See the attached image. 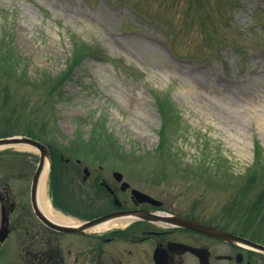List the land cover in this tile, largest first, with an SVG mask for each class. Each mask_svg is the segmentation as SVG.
I'll return each instance as SVG.
<instances>
[{
  "label": "rangeland",
  "instance_id": "374dc122",
  "mask_svg": "<svg viewBox=\"0 0 264 264\" xmlns=\"http://www.w3.org/2000/svg\"><path fill=\"white\" fill-rule=\"evenodd\" d=\"M78 39L93 51L59 85ZM0 47V135L76 152L63 186L118 170L174 210L264 228V0H0ZM39 160L0 149V179L29 190Z\"/></svg>",
  "mask_w": 264,
  "mask_h": 264
},
{
  "label": "flooded vegetation",
  "instance_id": "af4514ba",
  "mask_svg": "<svg viewBox=\"0 0 264 264\" xmlns=\"http://www.w3.org/2000/svg\"><path fill=\"white\" fill-rule=\"evenodd\" d=\"M55 153L51 149L53 162ZM59 157L65 165H80L79 161L73 162L62 154ZM91 177L89 171L83 179L84 190L74 197L72 191H77V187L53 184L51 180L46 192L47 206L74 223L111 213H116L120 216L118 220L125 223L102 225L83 232L53 229L36 215L30 187L17 189L8 180L0 179V253L7 244L12 246L14 264H264V252L182 226L158 223L148 217L181 215L264 244L259 235L202 220L191 212L174 210L165 200L157 206L135 194L133 190L139 189L152 195L132 182L123 188L125 179L97 178L90 182ZM133 212L137 216H127Z\"/></svg>",
  "mask_w": 264,
  "mask_h": 264
},
{
  "label": "water",
  "instance_id": "95a60500",
  "mask_svg": "<svg viewBox=\"0 0 264 264\" xmlns=\"http://www.w3.org/2000/svg\"><path fill=\"white\" fill-rule=\"evenodd\" d=\"M14 145H28L31 146L35 149H37L40 154V162L36 171V174L33 179V186H32V198H33V204L34 208L36 211V214L42 219L47 225L50 227L57 229V230H62V231H76V232H83L88 230L89 228L99 225L101 223H104L114 217L113 214H109L106 216H102L100 218L94 219L92 221L86 222L82 225L79 226H67L63 224H59L55 222L54 220L50 219L42 210L38 203V190L40 186V181L43 176V173L46 171V169L49 168L50 166V153L48 150V147L43 144L42 142L25 137V136H14V137H7V138H0V147L2 146H14ZM117 176H120L119 173L116 174ZM154 219H162V221L170 224H176L179 226H184L188 228L195 229L197 231H200L202 233H206L208 235L217 237V238H222L230 241H234L237 237L233 236L219 228L207 225L202 222H198L192 219H188L185 217H180V216H162ZM4 239V237H2ZM253 246L256 249L264 251V246L259 245V244H253Z\"/></svg>",
  "mask_w": 264,
  "mask_h": 264
},
{
  "label": "trees",
  "instance_id": "16d2710c",
  "mask_svg": "<svg viewBox=\"0 0 264 264\" xmlns=\"http://www.w3.org/2000/svg\"><path fill=\"white\" fill-rule=\"evenodd\" d=\"M76 41H80V42L74 43V50H73L70 62L68 63L67 71L62 72L57 79L54 78L58 81L59 85L62 84V82L67 79V77L71 73V71H73L76 68V66H78L80 64L81 58L83 57L82 55H85L84 49L85 50L88 49L90 51H93V49L90 48V45L87 42L80 40V39H78ZM7 46L8 45H5L4 48H6ZM2 48L3 47H0V49H2ZM11 55H12V52L8 51V52H6V54L3 57L7 60V62L9 64H14V59L10 61L7 58V57H11ZM250 169H252V170H250ZM250 169H249L250 171L247 170L246 173L244 175H242L243 177L241 176V178L248 179V183L251 184V183H253L254 179L257 177V174H256V172H254L253 168H250ZM262 197L264 198V190L262 191Z\"/></svg>",
  "mask_w": 264,
  "mask_h": 264
},
{
  "label": "bare ground",
  "instance_id": "6f19581e",
  "mask_svg": "<svg viewBox=\"0 0 264 264\" xmlns=\"http://www.w3.org/2000/svg\"><path fill=\"white\" fill-rule=\"evenodd\" d=\"M17 147H19L22 150H30L31 149L29 146H26V145H18ZM47 178H48V169L43 173L42 183L40 186V201H41L42 207H43L44 211L53 219L58 220V221H62V222H66V221H68L66 218H64L58 214L53 213L46 204V182H47ZM123 223H125L124 220H121V221L116 220V221L109 222L110 225H117V224L119 225V224H123Z\"/></svg>",
  "mask_w": 264,
  "mask_h": 264
}]
</instances>
